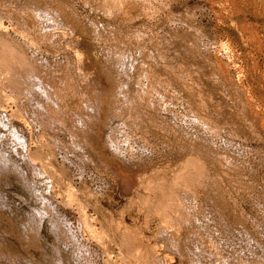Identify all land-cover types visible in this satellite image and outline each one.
<instances>
[{
  "label": "rangeland",
  "instance_id": "374dc122",
  "mask_svg": "<svg viewBox=\"0 0 264 264\" xmlns=\"http://www.w3.org/2000/svg\"><path fill=\"white\" fill-rule=\"evenodd\" d=\"M0 264H264V0H0Z\"/></svg>",
  "mask_w": 264,
  "mask_h": 264
},
{
  "label": "bare ground",
  "instance_id": "6f19581e",
  "mask_svg": "<svg viewBox=\"0 0 264 264\" xmlns=\"http://www.w3.org/2000/svg\"><path fill=\"white\" fill-rule=\"evenodd\" d=\"M139 89V88H138ZM3 157V156H2ZM3 159V158H2Z\"/></svg>",
  "mask_w": 264,
  "mask_h": 264
}]
</instances>
